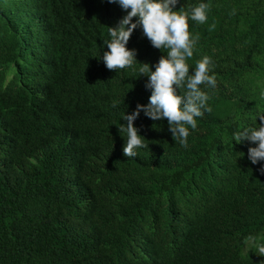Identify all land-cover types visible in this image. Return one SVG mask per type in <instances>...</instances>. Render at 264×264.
I'll use <instances>...</instances> for the list:
<instances>
[{
  "label": "trees",
  "instance_id": "obj_1",
  "mask_svg": "<svg viewBox=\"0 0 264 264\" xmlns=\"http://www.w3.org/2000/svg\"><path fill=\"white\" fill-rule=\"evenodd\" d=\"M202 2L211 8L205 24L188 20L199 41L187 63L192 74L214 62L216 87L200 86L212 111L186 125V148L141 112L134 127L149 147L127 158L119 128L149 103L148 78L102 59L127 13L107 0H0V264L264 261L241 251L264 232V161L235 138L255 125L250 110L264 112V0L174 10ZM126 47L152 71L167 52L141 29Z\"/></svg>",
  "mask_w": 264,
  "mask_h": 264
},
{
  "label": "clouds",
  "instance_id": "obj_2",
  "mask_svg": "<svg viewBox=\"0 0 264 264\" xmlns=\"http://www.w3.org/2000/svg\"><path fill=\"white\" fill-rule=\"evenodd\" d=\"M107 2L118 4L127 14L115 27H108L110 39L104 42L108 51L103 54V62L108 70L116 72L139 64L140 76L148 78L145 88L151 90L147 105L137 104L131 115L123 117L127 123L120 125L119 131L127 132L124 156L134 158L138 155L137 149L149 147V144L145 143V138L138 135L139 129L134 127V121L141 112L153 121L167 120L172 139L178 140L180 145L186 148L190 135L186 125L196 130V118H202L205 112L212 111L207 103L210 97L200 86L207 85L214 89L217 85L215 74H209L215 67L209 56L198 60L190 74L187 60L193 57L199 35L193 37L189 31L188 20L190 18L201 25L205 24L211 5L202 2L191 7L188 12L183 7L179 11L174 10L180 0H107ZM230 15H235V9ZM214 28L213 24L209 31ZM137 29L142 30L143 35L155 49L167 50L166 55H162L154 66L155 71L151 70L152 65L137 61L135 49L129 50L126 47ZM261 98H264V92H261ZM113 107H116V103ZM250 111H255V125L243 128L235 134V138L239 141L237 144L247 141L257 145L249 147L247 153L248 159L255 165L264 161V112L259 111L258 106ZM257 120L260 121L259 124ZM154 126L155 124L153 128ZM259 171L264 175V167ZM244 243L245 246H256L259 256L264 257V244H258L256 237L250 235ZM261 264H264V261Z\"/></svg>",
  "mask_w": 264,
  "mask_h": 264
},
{
  "label": "rangeland",
  "instance_id": "obj_3",
  "mask_svg": "<svg viewBox=\"0 0 264 264\" xmlns=\"http://www.w3.org/2000/svg\"><path fill=\"white\" fill-rule=\"evenodd\" d=\"M256 241L257 243L259 244L261 241H264V232H262L261 234H259L257 237H256ZM244 248V250L247 249L248 250H255L257 253H258V249L256 246L254 245H247L245 246V244L241 247V251L242 249Z\"/></svg>",
  "mask_w": 264,
  "mask_h": 264
}]
</instances>
